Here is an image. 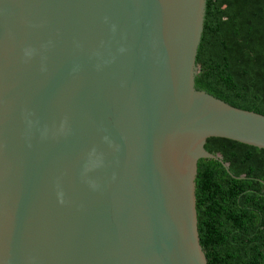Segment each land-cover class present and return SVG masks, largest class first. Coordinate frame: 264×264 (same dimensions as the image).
Returning a JSON list of instances; mask_svg holds the SVG:
<instances>
[{
    "label": "water",
    "instance_id": "95a60500",
    "mask_svg": "<svg viewBox=\"0 0 264 264\" xmlns=\"http://www.w3.org/2000/svg\"><path fill=\"white\" fill-rule=\"evenodd\" d=\"M206 0H0V264H208L197 161L264 115L195 87Z\"/></svg>",
    "mask_w": 264,
    "mask_h": 264
},
{
    "label": "trees",
    "instance_id": "16d2710c",
    "mask_svg": "<svg viewBox=\"0 0 264 264\" xmlns=\"http://www.w3.org/2000/svg\"><path fill=\"white\" fill-rule=\"evenodd\" d=\"M195 87L264 115V0H206ZM197 161L208 264H264V149L210 137Z\"/></svg>",
    "mask_w": 264,
    "mask_h": 264
}]
</instances>
